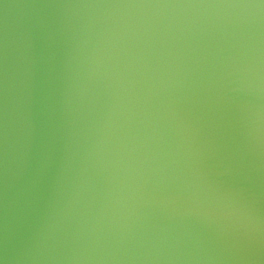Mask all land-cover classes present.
Segmentation results:
<instances>
[{
  "label": "water",
  "instance_id": "obj_1",
  "mask_svg": "<svg viewBox=\"0 0 264 264\" xmlns=\"http://www.w3.org/2000/svg\"><path fill=\"white\" fill-rule=\"evenodd\" d=\"M0 264H264V0H0Z\"/></svg>",
  "mask_w": 264,
  "mask_h": 264
}]
</instances>
